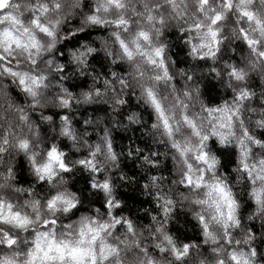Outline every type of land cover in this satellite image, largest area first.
Returning <instances> with one entry per match:
<instances>
[{"label": "clouds", "instance_id": "obj_1", "mask_svg": "<svg viewBox=\"0 0 264 264\" xmlns=\"http://www.w3.org/2000/svg\"><path fill=\"white\" fill-rule=\"evenodd\" d=\"M0 264H264V0H0Z\"/></svg>", "mask_w": 264, "mask_h": 264}]
</instances>
